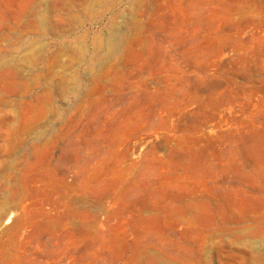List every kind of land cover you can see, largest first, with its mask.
<instances>
[{
	"label": "rangeland",
	"instance_id": "obj_1",
	"mask_svg": "<svg viewBox=\"0 0 264 264\" xmlns=\"http://www.w3.org/2000/svg\"><path fill=\"white\" fill-rule=\"evenodd\" d=\"M0 264H264V0H0Z\"/></svg>",
	"mask_w": 264,
	"mask_h": 264
}]
</instances>
